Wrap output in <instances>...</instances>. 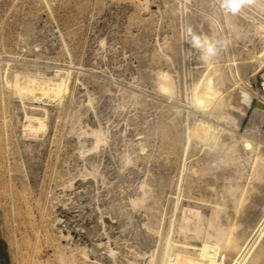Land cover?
Listing matches in <instances>:
<instances>
[{
  "label": "rangeland",
  "instance_id": "1",
  "mask_svg": "<svg viewBox=\"0 0 264 264\" xmlns=\"http://www.w3.org/2000/svg\"><path fill=\"white\" fill-rule=\"evenodd\" d=\"M185 1L0 0V135L4 143L0 148V264H70L69 258L76 243L87 244L94 258L95 251L91 250L92 244L84 234L85 227L93 226L88 215L93 209L102 227L101 212L96 209L100 206L103 215L112 221L113 209L109 206L107 210L108 204H102L103 196L98 193L110 186L111 174L119 167L124 175L136 170L137 181L146 179L151 183L157 200L153 211L158 217H164L165 222L168 220L185 159L182 126L185 108L181 111V123L169 121L168 111L178 100L169 103L167 97L153 86L155 70L158 69L161 79L176 81L174 89L181 100L179 103L184 104L185 88L203 66L198 58V42H193L192 52L187 54V59L184 58L183 50L187 49L184 46L188 45L186 35L197 34L200 27L209 28V23L214 22V4L219 7L218 18L227 29L222 7L218 5L224 0H205L202 5L199 0ZM231 1L245 7L241 5L242 0ZM186 4L198 16L199 23L191 24L187 20L186 12L179 8ZM245 8L255 19L264 20V11L249 5ZM225 32L228 36V29ZM232 43L244 46V41L239 38ZM65 44L72 52L75 66L84 68L73 69L72 97L68 95L63 104L46 100L47 127L37 136L31 135L22 126L24 112L19 97L2 85L6 62L10 64L9 76L16 71L49 76L57 66L69 60ZM246 44L253 50L260 47V40L253 38ZM233 45H230L231 50ZM160 46L173 54V65L164 61ZM263 73L264 65L254 79L250 78V87L257 92L253 93V101L236 128L238 134H245L256 121L254 110L263 100L258 91ZM87 90L95 98L92 109L83 105ZM132 93L138 95L137 101L131 97ZM99 124L110 128L108 145L81 155L79 143L89 146L91 137H79L78 131ZM142 142L147 147L146 153L138 155ZM203 148L199 144L189 149L188 166L195 162L202 165L210 155L219 151L214 147L209 151ZM93 167L99 169L96 177L91 175ZM234 167L225 162L213 163L210 170H201L202 173L195 177L189 191L195 196L192 200L198 201L197 205L206 215L209 214L208 201L222 200V188L228 186V179L235 173ZM186 173L182 194L188 190L185 187ZM183 199L185 202L186 198ZM136 213V220L147 221L144 210ZM107 224L109 232L117 233L113 225ZM106 238L97 240L101 245V261L110 255ZM116 240V237L112 238L114 243ZM122 242L120 240L118 246L121 247L118 248L123 253L115 254L117 264H141L144 259L133 255ZM78 256L75 254L74 264L91 263H83Z\"/></svg>",
  "mask_w": 264,
  "mask_h": 264
},
{
  "label": "bare ground",
  "instance_id": "2",
  "mask_svg": "<svg viewBox=\"0 0 264 264\" xmlns=\"http://www.w3.org/2000/svg\"><path fill=\"white\" fill-rule=\"evenodd\" d=\"M203 1L205 0H199L200 5ZM224 1V3L222 1L218 2V5L222 7L220 9L221 12L223 11V20L228 29V36L225 32L227 29L218 18L219 7L215 4L213 7L211 6L215 11V17L212 19L214 22L209 23L208 29L200 27L197 34H187L185 32L188 45L184 46L185 48L187 46V49L183 50L184 58L192 52L193 42H198V58L203 66L198 70V76L192 79L190 85L185 88L184 104H182L183 102L179 103L181 100H179V95L174 89L176 81L169 78L161 79L158 69L155 70L153 86L167 97L169 103H172L174 99L178 100V103H172L168 111L169 121L174 122L177 120L180 122L183 113H181L182 108H185V115L182 120L185 159L179 177L178 191L175 192V201L171 207V214L169 218L165 215L168 220L165 222L164 217H158L153 211L157 207V205L155 206L157 200L155 192H153L155 189L152 188L151 183L146 179L137 181L136 176H134L136 170L124 175L119 167L111 174L113 175L111 181L113 184L111 183L112 185L106 186L105 191L98 193V195L103 196L101 199L103 200L102 204H108V207L105 206L107 210L110 208L109 206L113 209L112 221L106 218L107 215H103L104 212L100 206L98 208L94 207L100 209L102 227H100L101 224L99 225L93 209L92 213L90 212L91 214L88 215L91 219L89 223H93V226L85 227L84 234L92 244L91 250L95 251L94 258L91 257L87 244L76 243V247L71 251V258H69L72 261H70V264H74L75 254L79 255L78 257L82 259L83 263L117 264L115 254L123 253L119 249L121 245L118 246L120 240L125 242V245L132 251L131 253H134L133 255L144 259L143 262L139 261L141 264H264V96L260 92L263 100L256 104L254 110L256 121L253 122L252 127L247 129L245 134L239 133V135L236 131L253 101L255 95L253 93L257 92V89L250 87V78L253 77L251 79H254L255 75L259 73L260 67L264 65V20L255 19L246 11L245 7L249 5L254 9L264 11V0H242L241 5L245 7H239V3H234L231 0ZM194 3L198 4V2ZM179 8L182 12H186L187 20L191 24L199 23L198 16L193 14L187 4L181 5ZM238 38L244 41V46L233 45L232 41ZM253 38L260 40V47L250 50L246 43L252 42ZM222 42L224 47H222ZM230 45H233L232 50ZM65 51L69 60L66 64L57 66L54 73L49 76L43 73L17 71L9 76L10 64L6 62L7 67L3 72L5 74L4 78L2 77V85L11 89L19 97L24 112V124L22 126L31 135L37 136L39 132L44 131L47 127L48 112L44 107L47 104L46 100L47 102L54 101L59 104L66 100L65 98L72 92L70 83L72 82L73 69L80 70L84 68L79 67L80 65L75 66L72 52L66 44ZM160 53L164 54L165 62L173 65V54L162 46H160ZM175 55L177 56V54ZM86 94L87 99L83 105L92 109L95 98L88 90ZM130 95L134 100L138 98L136 93ZM109 129L99 124L97 127L78 131L79 137L81 135L91 137V145L88 144L90 147L86 146L84 142L79 143L81 144V155L87 152H96L109 143L108 140L111 137ZM2 139L0 135V148L4 145ZM181 140L179 141L181 142ZM199 144L204 147L203 149H206L205 151H209L208 149L212 147L219 151H215L216 153L214 152L208 159L204 160L203 167L198 162L188 166L189 149ZM146 148L142 142L137 150L140 152H138V155L146 153ZM241 148L243 151H241ZM219 162L233 164L235 173L233 177L230 176L231 179H228L229 183L228 186L225 185L226 189L224 186L225 190L222 188V200L212 199L214 201H208L209 214L206 215L200 210V205H197L198 201L192 200L195 199V196L191 194L192 192L189 189L192 188L196 180L195 177L198 174L200 175L201 170L208 171L211 164H218ZM98 170L93 167L91 175L96 177ZM184 172H187L185 187L188 190L186 194H182ZM212 183L214 182L212 181ZM222 195H220V198ZM96 197L100 200L97 195ZM181 197L186 198L185 202L182 201ZM142 210L148 216L145 215L148 218L147 221L136 220L135 213ZM106 222L113 225L117 233L113 230V232H109ZM105 236L108 238L110 255L109 258H104L105 260L101 261L102 257L100 258L101 251L99 249L101 245L97 243V240L99 237L103 238ZM113 237L118 239L115 243L112 241ZM121 255L123 256V254ZM63 257V255L60 257L62 261ZM65 261L64 259L63 262ZM122 262L124 263V261Z\"/></svg>",
  "mask_w": 264,
  "mask_h": 264
},
{
  "label": "built area",
  "instance_id": "3",
  "mask_svg": "<svg viewBox=\"0 0 264 264\" xmlns=\"http://www.w3.org/2000/svg\"><path fill=\"white\" fill-rule=\"evenodd\" d=\"M259 92L264 96V75L261 77L260 80Z\"/></svg>",
  "mask_w": 264,
  "mask_h": 264
},
{
  "label": "clouds",
  "instance_id": "4",
  "mask_svg": "<svg viewBox=\"0 0 264 264\" xmlns=\"http://www.w3.org/2000/svg\"><path fill=\"white\" fill-rule=\"evenodd\" d=\"M209 51H211V49H209Z\"/></svg>",
  "mask_w": 264,
  "mask_h": 264
}]
</instances>
